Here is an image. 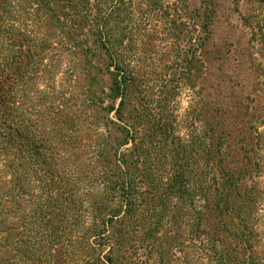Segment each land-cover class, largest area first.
Segmentation results:
<instances>
[{
  "label": "trees",
  "instance_id": "trees-1",
  "mask_svg": "<svg viewBox=\"0 0 264 264\" xmlns=\"http://www.w3.org/2000/svg\"><path fill=\"white\" fill-rule=\"evenodd\" d=\"M257 3L228 129L199 92L214 20L187 0H0V264H264Z\"/></svg>",
  "mask_w": 264,
  "mask_h": 264
},
{
  "label": "rangeland",
  "instance_id": "rangeland-1",
  "mask_svg": "<svg viewBox=\"0 0 264 264\" xmlns=\"http://www.w3.org/2000/svg\"><path fill=\"white\" fill-rule=\"evenodd\" d=\"M187 1L191 9H198L214 20L212 45L206 48L212 52V62L207 76L199 85L201 89L199 92L204 99H212L213 102L221 104L227 114L226 128L230 129L234 127L230 110L237 102L248 105L251 98L253 99V84L256 79L253 73V10L258 7L257 0ZM184 20L189 22L187 19ZM186 45L185 40L184 46ZM164 55L165 51L160 49L159 54L148 60L146 64L155 62L161 67L175 60ZM194 101L195 96L192 91L183 86L176 100L179 122L177 132L183 138H186L195 126L191 123L193 114L191 116L189 114Z\"/></svg>",
  "mask_w": 264,
  "mask_h": 264
}]
</instances>
